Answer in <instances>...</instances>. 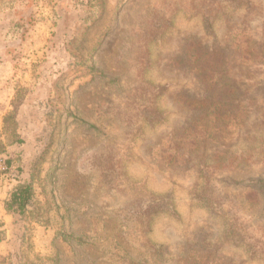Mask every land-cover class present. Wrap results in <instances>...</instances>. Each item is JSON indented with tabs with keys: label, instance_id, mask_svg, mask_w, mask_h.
Segmentation results:
<instances>
[{
	"label": "rangeland",
	"instance_id": "obj_1",
	"mask_svg": "<svg viewBox=\"0 0 264 264\" xmlns=\"http://www.w3.org/2000/svg\"><path fill=\"white\" fill-rule=\"evenodd\" d=\"M251 1L235 14L233 0H0V129L25 94L23 142L0 156V264H183L192 241L191 264H264L260 106L227 127L232 166L210 175L216 211L237 220L241 240L195 201L193 163L170 170L162 157L194 76L190 43L230 37L240 21L264 41V0ZM24 182L34 203L19 220L2 205ZM168 193L177 215L152 216Z\"/></svg>",
	"mask_w": 264,
	"mask_h": 264
},
{
	"label": "trees",
	"instance_id": "obj_2",
	"mask_svg": "<svg viewBox=\"0 0 264 264\" xmlns=\"http://www.w3.org/2000/svg\"><path fill=\"white\" fill-rule=\"evenodd\" d=\"M233 2L235 14L241 8L251 11L254 5L251 0H233ZM211 25L207 27L208 30L213 28ZM230 26L227 31L233 34L230 37L218 40L216 35L212 44L205 41L190 43V46L196 44L193 50L196 49L197 52L185 59L187 66L184 67V71L189 70L194 76L190 87L186 86L180 92L183 93V119L178 129L169 133L167 147L163 152L167 156L162 157L168 160L167 166L176 167L170 170H181L182 167H188L193 163L198 182L193 186L195 201L208 207L211 213L215 212L213 213L215 217L222 219L225 237L237 242L241 240L236 227L237 220L216 211L221 198L215 194L214 187L210 186V175L214 173L215 168L232 166L233 158L229 155V147L224 138L230 124L236 122L243 125L242 119L251 106L259 105L263 111L259 124L264 125V75L258 77L256 74L264 71V41L256 37V33L246 21L233 23ZM238 35L247 38L244 45L235 39ZM243 66L246 68L237 75L235 69H242ZM21 90L23 89L16 90L10 109L2 117L0 156L7 155L10 147L23 142L18 133V111L25 97ZM207 149L210 153H207ZM5 164L6 170L9 171L12 161L6 159ZM33 203V187L30 183L24 182L15 185L2 206L6 214L23 220ZM158 213L169 217L177 215L171 193L166 194L164 199L153 202L151 215ZM192 244H195V241L188 242L177 254L178 263H192L191 255L197 254ZM151 249H153L152 256L163 257L162 247L153 246Z\"/></svg>",
	"mask_w": 264,
	"mask_h": 264
}]
</instances>
